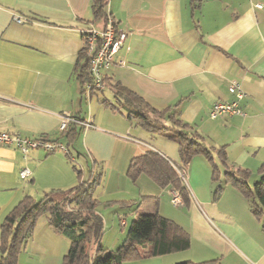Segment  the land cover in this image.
<instances>
[{"label": "crops", "instance_id": "0c3cea01", "mask_svg": "<svg viewBox=\"0 0 264 264\" xmlns=\"http://www.w3.org/2000/svg\"><path fill=\"white\" fill-rule=\"evenodd\" d=\"M92 3L0 0V132L60 141L72 155L37 148L24 157L14 146H0V237L5 217L24 196L40 199L101 173L97 210H111L113 225L125 229L128 214L134 220L158 212L191 238L186 250L127 264H264L261 221L234 187L216 190L204 156L182 163L176 142L100 102L102 96L116 103L112 92L82 91L77 73L83 32L104 25L95 21ZM106 10L127 31L120 52L126 64L110 66L103 75L157 110H176L204 144L222 147L228 164L249 172V184L258 180L264 164V0H108ZM232 81L243 90V114L211 118L215 102L233 98ZM64 114L77 120L69 124V135L59 130ZM148 150L185 165L189 200L183 206L171 204L169 185L160 187L145 174L135 182L128 178L131 158ZM23 168L30 177H20ZM143 203L148 206L141 212ZM69 244L42 216L18 264H63Z\"/></svg>", "mask_w": 264, "mask_h": 264}, {"label": "trees", "instance_id": "16d2710c", "mask_svg": "<svg viewBox=\"0 0 264 264\" xmlns=\"http://www.w3.org/2000/svg\"><path fill=\"white\" fill-rule=\"evenodd\" d=\"M107 2L108 0H93L95 21L105 23L108 15ZM89 61L84 45L77 73L83 92L85 84L91 82ZM103 83V90L92 92H100L102 95L104 90H109L113 93L116 103L110 104L107 98L101 96L102 104L120 112L125 110L127 119L136 126L176 142L182 163L185 164L197 154L204 156L211 166L212 180L217 182L216 190L222 189L226 184L234 187L249 201L250 211L261 221V230L264 232V164L259 168L258 180L249 184V172L228 164L222 147L212 150L213 148L204 144L201 136L190 124L180 119L176 110H157L131 89L104 75ZM70 130L69 125L62 133L69 135ZM66 148V155L71 157L68 146ZM214 154L218 162L215 161ZM74 169L80 178L78 167L74 165ZM141 174L147 175L160 187L169 185L178 189L184 202H188V190L181 186L175 165L159 152L148 150L131 158L127 167L128 178L135 182ZM100 177L101 173L93 174L68 190L49 193L40 199L24 196L1 224L0 264H18V256L33 234L36 221L42 216L47 218L58 233L69 239V249L63 258V264H124L125 261L161 256L189 248V233L158 212L142 214L132 220L126 237L116 250L107 251L103 248L100 241L104 221L97 210L99 200L94 195ZM173 264L207 262L183 260Z\"/></svg>", "mask_w": 264, "mask_h": 264}, {"label": "built area", "instance_id": "2783aa9c", "mask_svg": "<svg viewBox=\"0 0 264 264\" xmlns=\"http://www.w3.org/2000/svg\"><path fill=\"white\" fill-rule=\"evenodd\" d=\"M256 5L261 6L259 3ZM15 20L21 22L23 19L17 16ZM83 37L86 53L90 58L89 71L91 76V82L85 84L84 90L88 93L93 90H103V70L110 66H125L126 64L120 52L125 45L127 31L117 28L111 15L108 13L102 27L90 26L86 28L83 32ZM228 89L233 98L230 101L215 102L209 112L211 118H217L223 115L243 114L240 102L244 93L240 83L232 81ZM73 122H77V120L72 116L66 114L61 115L59 130L61 132L66 130L69 124ZM0 146H14L24 157L30 150L37 148H41L46 152H54L59 149L64 153H68L66 146L60 141H52L46 138H28L10 132H0ZM175 169L177 170L178 177L184 182L185 187L188 189L185 165L182 167L175 166ZM19 175L21 178L25 179L31 176V171L28 168H23L19 170ZM170 202L175 207L183 206L184 200L178 189H171Z\"/></svg>", "mask_w": 264, "mask_h": 264}, {"label": "rangeland", "instance_id": "374dc122", "mask_svg": "<svg viewBox=\"0 0 264 264\" xmlns=\"http://www.w3.org/2000/svg\"><path fill=\"white\" fill-rule=\"evenodd\" d=\"M106 94L108 93V91L105 92ZM181 182V186L185 187L184 182L179 179ZM186 188V187H185ZM187 189V188H186ZM148 205L146 203H143L141 205H139V207L137 209H139V211L144 212L145 208ZM111 210L107 209L105 210V212H103V221H104V227H103V233L101 236V241L100 244L103 248L107 249V251H113L116 250L120 244L123 242L124 238L126 237L127 234V230L128 227L130 225L131 222V217L129 218V215L127 216L128 220H127V226L125 227V229L120 228L117 224L112 223V219L115 220L112 216H111ZM143 214V213H140ZM140 214H138L137 218L140 217ZM116 223V221H115ZM149 260H142V264L148 262ZM124 264H127V261L124 262ZM140 264V263H138Z\"/></svg>", "mask_w": 264, "mask_h": 264}]
</instances>
